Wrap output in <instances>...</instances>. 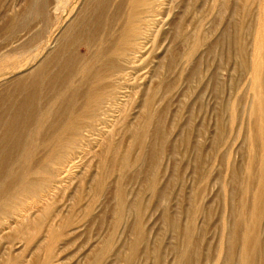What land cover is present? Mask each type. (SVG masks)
I'll return each instance as SVG.
<instances>
[{
  "label": "rangeland",
  "instance_id": "obj_1",
  "mask_svg": "<svg viewBox=\"0 0 264 264\" xmlns=\"http://www.w3.org/2000/svg\"><path fill=\"white\" fill-rule=\"evenodd\" d=\"M263 2L0 0V264H264Z\"/></svg>",
  "mask_w": 264,
  "mask_h": 264
},
{
  "label": "bare ground",
  "instance_id": "obj_2",
  "mask_svg": "<svg viewBox=\"0 0 264 264\" xmlns=\"http://www.w3.org/2000/svg\"><path fill=\"white\" fill-rule=\"evenodd\" d=\"M166 1L167 0H103V2L107 3V7L111 6L112 8H115L117 4L118 7H123L125 9L124 15L122 17V19L124 18L123 20L124 25L122 26L121 31H120V37L123 40L127 39L128 37H137V33H138L137 23L138 25H141V24L152 22V21L154 22L157 14H155L154 17H151L152 14L157 10V8H160L161 6L165 5ZM263 6H264V2H263ZM262 13H263L262 25H263V35H264V8H263ZM111 17H113V15ZM263 43H264V36H263ZM262 71H264V62H262L261 66L258 68V72L255 75V82L259 87L264 85V73L260 77V72ZM85 104L93 105L97 107L98 101L96 99L87 100L85 103H82L83 105L81 106L82 108H80V106L77 108L76 113H79V112L89 113L90 111L85 110L84 108ZM263 111H264L263 106L254 105V107L252 108L253 117L256 119L257 114ZM80 122L81 121H74L73 119H70L68 124L65 123L63 125L62 129L65 131L67 130V132H70V131L74 132L78 129V125L81 124ZM257 125H258L257 126L258 130H257L255 137H259L261 139L260 141H263L262 147H264V126L261 127L259 124ZM255 213L259 214L258 211H255Z\"/></svg>",
  "mask_w": 264,
  "mask_h": 264
}]
</instances>
